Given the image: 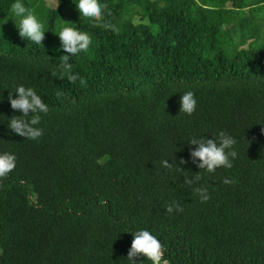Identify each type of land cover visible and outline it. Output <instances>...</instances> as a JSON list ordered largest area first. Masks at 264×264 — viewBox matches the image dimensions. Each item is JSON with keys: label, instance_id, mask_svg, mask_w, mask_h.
Here are the masks:
<instances>
[{"label": "trees", "instance_id": "trees-1", "mask_svg": "<svg viewBox=\"0 0 264 264\" xmlns=\"http://www.w3.org/2000/svg\"><path fill=\"white\" fill-rule=\"evenodd\" d=\"M37 1L22 3L44 25L39 45L18 35L15 0H0V154L17 158L0 179V264H133L140 230L157 235L168 264H264V45L227 51L261 38L264 0H100L119 32L71 16L92 39L69 57L76 83L61 76L67 54L54 32L78 0L38 14ZM20 85L49 106L38 140L8 127L22 115L8 99ZM187 91L192 115L179 113ZM221 131L238 156L208 173L188 141ZM173 202L184 211L167 213Z\"/></svg>", "mask_w": 264, "mask_h": 264}, {"label": "clouds", "instance_id": "clouds-1", "mask_svg": "<svg viewBox=\"0 0 264 264\" xmlns=\"http://www.w3.org/2000/svg\"><path fill=\"white\" fill-rule=\"evenodd\" d=\"M76 6L81 18L90 19L95 22L96 26H101L118 34L119 30L116 25L105 21V10L108 9L107 4H101L100 0H78ZM10 10L13 17L19 18L18 22L13 19L18 28V35L37 45L42 44L45 39L44 25L33 12L25 7L22 0H15ZM107 14L111 15V12L109 11ZM54 33L58 34L61 48L67 54L62 56L64 72L61 73V76L68 74V80L71 83H76L78 76L69 74L71 71V65L68 63L69 57L76 56L82 52L87 53L92 39L87 32H82L75 27L69 26L62 27L58 32ZM55 74L54 71L53 75ZM79 83L81 86L86 85V81L83 78H79ZM15 92L18 93V98H14L12 92H10L8 99L11 108L20 111L22 115L12 116L8 122V127L12 132L25 139L38 140L43 135V130L36 127V125L41 122V114L49 112V106L32 87L20 85ZM60 95L61 93L58 92L57 96L59 97ZM179 102V113L183 112L188 115L195 113L198 102L192 91L183 93ZM188 143L190 145H198V147L190 151L192 162L208 173H215L218 168L231 169L233 160L238 156L237 151L234 149L236 139L224 131L219 132L218 139L213 136L212 138L205 136L200 138L193 137ZM16 160L17 158L14 154H0V179L7 178L15 170ZM185 163H187L186 160H180L181 165ZM161 166L169 170L173 167L168 160L161 161ZM178 170L183 171V168ZM201 179L202 177L198 172L193 178L185 176L184 183L191 186ZM223 183L233 184L235 181L225 177ZM195 192L199 194L201 202H207L210 199L206 187H198ZM173 211L182 213L184 209L178 203L173 202L166 207V212L171 214ZM155 235L148 230H140L134 233V239L127 256L133 264H137L134 258L138 256L146 257L152 264H168L165 259V247Z\"/></svg>", "mask_w": 264, "mask_h": 264}, {"label": "rangeland", "instance_id": "rangeland-1", "mask_svg": "<svg viewBox=\"0 0 264 264\" xmlns=\"http://www.w3.org/2000/svg\"><path fill=\"white\" fill-rule=\"evenodd\" d=\"M38 0L37 1V4H36V7H35V13H40V12H43L45 10V8L47 7H50V8H54V7H57L58 5V0ZM79 13L78 9L76 8H68L66 9L65 11H63L62 13V18H61V23H60V26L58 28V31L62 28V27H65V26H69L71 27L70 25V20H71V16H77ZM37 17H40V16H37ZM18 19L17 18V22H18ZM6 25H7V28L5 29L4 31V37L6 38L7 35L11 34L12 32L10 31L9 29V26H8V23L6 21ZM16 29L17 26H16ZM264 30V29H263ZM57 31V32H58ZM263 34L261 35V38L258 39V40H254L252 42H248L247 44H245L244 46H237L236 48H230L228 49V54L230 56H233L235 53H236V49H241V48H261L263 45H264V31L262 32ZM56 36H58V34H55ZM59 37V36H58Z\"/></svg>", "mask_w": 264, "mask_h": 264}]
</instances>
